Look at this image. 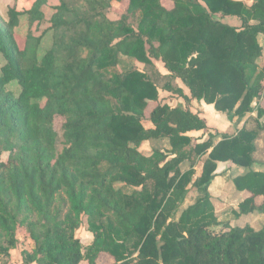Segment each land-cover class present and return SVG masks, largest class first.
<instances>
[{"label": "trees", "instance_id": "16d2710c", "mask_svg": "<svg viewBox=\"0 0 264 264\" xmlns=\"http://www.w3.org/2000/svg\"><path fill=\"white\" fill-rule=\"evenodd\" d=\"M58 1L42 57L45 35L29 33L22 46L17 30L25 16L42 23L49 0L26 11L14 0L0 23V264H12L19 231L31 242L23 264H101L104 255L114 264H264V226L221 222L210 193L219 165L235 166L244 173L232 179L242 196L233 215L264 214V171L252 169L264 132V0ZM121 57L143 69L123 70ZM157 62L170 80L162 89L184 106L160 100L146 71ZM193 101L244 127L190 136L209 132ZM152 140L170 148L146 155ZM190 189L199 197L177 218ZM84 218L93 235L85 249L76 237Z\"/></svg>", "mask_w": 264, "mask_h": 264}, {"label": "rangeland", "instance_id": "374dc122", "mask_svg": "<svg viewBox=\"0 0 264 264\" xmlns=\"http://www.w3.org/2000/svg\"><path fill=\"white\" fill-rule=\"evenodd\" d=\"M163 1L167 7L171 6L170 0H163ZM34 2L35 0H18L17 2L18 10L19 11L29 10ZM13 3L14 0H0L1 24L8 19V10L10 6L13 5ZM58 5H59L58 0H51V3L48 2V4L43 7L42 10L44 12V20L42 21V23L35 22L34 24H29L27 17L26 16L22 17L20 27L17 30V37L22 46L24 45L25 39L27 38V35L29 33H32L36 37H39L43 34L45 35L38 50L40 57H42L52 46L53 35L51 31H48L49 30L48 28L50 27L49 21L55 12L54 8ZM125 6L126 4H123L122 6H117L113 8L112 11L108 13L109 19L118 20L121 14H123ZM223 22L233 24L234 21L230 19H225L223 20ZM260 43L264 48V37H260ZM263 57H264V52H263ZM121 58L123 60V64L121 67L123 70L135 68V67L139 69H143V65L135 62L134 60L126 57H121ZM5 63H6L5 59L3 58L2 55H0V69L5 65ZM146 71L148 75L158 84V87L160 88L159 90L160 100L162 101L163 104H169L172 107L185 105V101L183 98L179 97L177 94L162 89L165 83L167 81H170L168 77L165 78L162 77L168 74V71L165 69V66L162 62H157L155 68L151 67L148 68ZM178 85L180 87L186 88L183 84L181 85L179 81H178ZM7 89L8 91L13 92L15 95H19L21 91V87L17 82H12L11 84H9L7 86ZM263 106H264V101H263ZM150 109H152V107ZM250 116L251 118L249 119L248 122L249 123L248 128L252 129L256 127L255 118L257 116L256 113L251 114ZM261 122H264V120H261ZM145 125L147 127H151V124L148 121L145 122ZM242 127H244V121L243 123H241L240 126L239 125L237 127L235 126L232 128L230 132L227 131L226 133L227 134L237 133V131L240 130ZM193 137L199 138L202 141L208 139V136L202 135L201 133L198 135H193ZM256 146H257V152L254 155L255 164L252 169L256 171H264V132H260L258 140L256 141ZM168 148H170L168 140H152L144 143L140 150L144 154L150 155L155 150H165ZM7 159L8 156L4 155L3 160L7 161ZM189 166H190L189 163H185L182 168L185 171L189 169ZM196 170L199 175V173L201 172V164L196 167ZM217 173L219 175L212 182V185L210 187V193L219 220L223 223L230 222L233 226L250 225L256 230H259L261 227H263L264 214L255 212L246 217H240V218H236L233 215L234 211H238L239 204L242 201L240 193H238L235 190L232 183L233 178L242 174L240 169L235 167V169L232 170L231 167H228V165L221 164L217 169ZM126 191L131 193L133 189L127 188ZM198 197H199L198 192L195 189H190L178 207L177 218L179 217V214L183 210L193 205ZM76 237L81 241V244L84 249L92 243L93 235L88 230L86 218L83 219L82 226L76 232ZM18 238H19V245L18 248L13 252L11 258L12 264H23L22 251L24 248L31 245L30 239L28 238L26 232L19 231ZM101 264H114V261L108 256L104 255L102 256Z\"/></svg>", "mask_w": 264, "mask_h": 264}, {"label": "crops", "instance_id": "0c3cea01", "mask_svg": "<svg viewBox=\"0 0 264 264\" xmlns=\"http://www.w3.org/2000/svg\"><path fill=\"white\" fill-rule=\"evenodd\" d=\"M49 3H51V0H49ZM230 20L234 21L232 25L239 26L240 23L235 18H230ZM235 23V24H234ZM263 37V36H261ZM264 58V57H263ZM179 81V80H178ZM182 85V82L179 81ZM183 88V87H181ZM186 95L190 97V92L186 88H183ZM192 111L193 113H198L200 117L204 118L207 121V125L209 128V132L205 133L203 131L199 132H191L189 133L190 136L193 137V135L202 134L209 137V134H221L226 133L227 131L230 132L232 128L234 127L231 122L228 121L225 114H222L214 108L213 105H208L205 102H192ZM221 165V164H220ZM223 165V164H222ZM232 170L235 169V166H230ZM242 174L244 173L243 170H240ZM242 198V196H241ZM13 255V254H12ZM35 264V263H34Z\"/></svg>", "mask_w": 264, "mask_h": 264}]
</instances>
